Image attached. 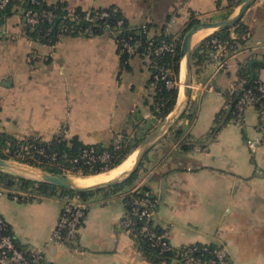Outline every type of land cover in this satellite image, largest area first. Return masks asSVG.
Here are the masks:
<instances>
[{
	"label": "crops",
	"instance_id": "0c3cea01",
	"mask_svg": "<svg viewBox=\"0 0 264 264\" xmlns=\"http://www.w3.org/2000/svg\"><path fill=\"white\" fill-rule=\"evenodd\" d=\"M44 1L82 10L115 5L130 24L151 22L149 34L165 27L177 38L191 12L201 21L220 20L235 14L241 0L230 8L227 0ZM240 20L248 28L245 42L221 67L207 57L191 61L188 103L149 150L137 177L116 192L81 200L88 208L72 246L51 235L64 203L77 196L17 201L0 192V215L21 249L40 250L45 264H153L133 234L117 226L125 214L122 195L133 184L155 197L153 225L168 231L172 246L213 243L224 247L232 264H264V144L253 150L246 144L248 138H264V102L244 110L241 126L214 131L238 66L264 57V0H255ZM213 31L198 32L193 49ZM256 73L264 82V67ZM150 75L147 57L131 56L122 66L110 35L64 36L45 45L28 38L14 13L0 24V130L18 139L61 134L88 145L107 144L122 132L141 141L167 118L153 116Z\"/></svg>",
	"mask_w": 264,
	"mask_h": 264
},
{
	"label": "trees",
	"instance_id": "16d2710c",
	"mask_svg": "<svg viewBox=\"0 0 264 264\" xmlns=\"http://www.w3.org/2000/svg\"><path fill=\"white\" fill-rule=\"evenodd\" d=\"M238 3L239 0H227V6L229 8ZM217 4L219 5V2ZM29 10L37 12L40 16L39 21L33 25L27 24L24 20V14ZM43 11H49L52 14L51 19L43 17L41 15ZM14 13H18L21 16L28 38L41 44L54 45L64 36L94 37L107 34L112 36L116 41L122 66L127 64V60L131 56L147 57L150 61L151 71L148 85L152 87L154 92V101L151 109L155 119H158L160 122L170 113L177 100L178 85L176 83L179 80L180 45L182 37L191 26L201 21L191 12L184 28L179 36L175 38L171 33L166 32L165 27L160 28L158 32L152 35L149 34L150 29L154 26L151 22H143L137 25L130 24L120 9L115 5L82 10L80 8L69 9L67 4L62 1L48 4L44 0H9L8 4L0 9V24L3 23L5 18ZM247 33V25L242 20H239L231 28L215 30L194 47L191 61L193 63L200 62L205 59L204 57L214 60V47L210 42L212 39L228 42V44L232 45V51H234L239 45L244 44ZM232 34L234 37L231 36ZM162 41L173 43L174 51L164 52L158 55L148 51V48ZM124 42L135 46L134 54L126 52L123 47ZM150 42H152L151 45H149ZM262 58L260 61L250 59L247 63L238 66L237 78H244V87L251 88L256 94H258L257 86L260 81L256 72L259 68L264 67V57ZM167 71L170 72L167 78L175 82L172 86H167L165 81L160 79V75ZM226 96V111L221 110L217 114L214 131L226 125L237 114L235 108L237 94L230 96L227 93ZM263 102L264 96L260 97L255 105L259 106ZM116 135L120 136L118 148L114 147L113 138L107 144L88 145L84 144L77 137L65 139L61 134L54 136L50 140H43L39 136L18 139L0 130V158L15 160V153L22 152L25 158L21 159V162L44 171L54 173L71 172L77 175L94 176L106 173L121 165L133 153L132 151L138 146L140 141V139L134 136L129 137L126 132ZM27 146V150L23 149ZM190 147L188 144L182 146L184 150H188ZM89 149H93L95 155L106 151L110 157L106 162H101L97 159L93 163L87 164L85 159L80 158V155L84 150ZM141 164L136 172L125 182L99 190L79 192L61 189L47 182L17 177L0 171V190L6 191L9 197L12 196L13 192L29 194L28 201L44 197L65 198L72 196H77L80 200L86 201L96 192L104 190L116 192L122 189L124 185L131 183L136 178ZM78 171L80 173H77ZM145 193H149L151 198H155L148 190H144L142 187H137L123 193L125 212L130 210L129 203L131 200L143 199ZM133 222L132 234L137 242L138 248L143 257L153 264H185L186 259H190L188 264H220L216 256V251L222 245L192 243L177 247L171 245L169 249L164 250L160 244L154 243V240L140 233V228L143 223L141 220L133 216ZM8 230L10 231L9 226ZM151 230L155 234H159L162 231L154 226L153 223L151 224ZM183 253H186V256L182 255Z\"/></svg>",
	"mask_w": 264,
	"mask_h": 264
},
{
	"label": "built area",
	"instance_id": "2783aa9c",
	"mask_svg": "<svg viewBox=\"0 0 264 264\" xmlns=\"http://www.w3.org/2000/svg\"><path fill=\"white\" fill-rule=\"evenodd\" d=\"M9 0H0V9L4 8L8 4ZM47 19H51L52 14L49 11H43L41 14ZM74 17V16H73ZM40 16L37 12L26 11L24 14V20L27 24L33 25L39 21ZM213 44L214 52L213 57L218 63V67H221L224 64L222 60L229 52L232 51V45L228 44L226 41H220L218 39H212L210 41ZM152 42L149 43L151 45ZM123 47L126 52L129 54L135 53V46L124 42ZM149 52L153 54H162L164 52H173L174 44L170 42H164L148 48ZM170 72H164L160 75V79L165 81L167 86H172L175 82L167 78V75ZM157 78V76H155ZM179 82L176 84L178 85ZM245 79L237 78L228 88L227 93L232 96L237 94V99L235 101L236 116L230 120L227 124H237L238 126L242 125L243 113L244 110L255 105L258 99L264 96V82L261 80L257 86L256 94L251 88L244 87ZM120 139L119 135L113 137V144L115 148H118V141ZM246 144L250 149H255L259 144H264V138L255 137L246 139ZM23 149L27 150V147ZM200 147H194V151H200ZM110 155L108 152L103 151L101 154L95 155L93 149L84 150L80 155L81 159H85L87 164L93 163L95 160H100L101 162H106L109 159ZM25 155L22 152L15 153V160L8 159L10 161H15L23 163L20 160L24 159ZM26 164V163H23ZM28 165V164H27ZM71 173V172H66ZM77 173H80L78 171ZM73 174V173H71ZM0 192H6L0 190ZM29 194L26 193H16L13 192L10 197L13 200L17 201H27ZM130 210L125 212V214L117 222V226L122 230L133 233V216L138 220H141L143 223L140 228V233L144 236H147L149 239L154 240V243L160 244L164 250L169 249L171 244L168 239V231L162 230L159 234H155L151 230V224L153 223V217L155 214L156 208V199L151 198L149 193H145L143 199H133L130 201ZM87 204L81 200H72L69 199L64 203V206L61 210L59 218L56 222V225L53 229L51 240L59 242L60 244H66L72 246L76 240L78 230L80 229L82 223L85 220L87 213ZM182 255L186 256V253ZM216 256L220 264H232L228 258L224 247H220L216 251ZM190 259H186L185 264H188ZM0 264H45L43 260V255L40 250H23L18 245L14 236L8 230V225L0 215Z\"/></svg>",
	"mask_w": 264,
	"mask_h": 264
},
{
	"label": "water",
	"instance_id": "95a60500",
	"mask_svg": "<svg viewBox=\"0 0 264 264\" xmlns=\"http://www.w3.org/2000/svg\"><path fill=\"white\" fill-rule=\"evenodd\" d=\"M255 0H241L237 12L231 16L220 20L200 21L199 23L191 26L183 35L180 45V65H179V88L180 91L177 95V101L167 115V118L153 129L147 136L140 142L136 149V155L132 166L120 175L98 182L95 184L80 186L75 182L77 177H85L88 175H77L70 173H54L44 171L42 169L10 161L8 159L0 158V171L15 175L17 177H23L35 181H42L53 184L61 189H67L73 192L86 191V190H99L105 187L113 186L122 182H125L130 176L136 172L140 164L144 160L149 150L155 145V143L172 127L175 121L181 116L183 110L188 103L191 93V55L193 50L192 38L195 33L204 29H226L231 28L236 24L243 16L245 11L254 3ZM183 61V62H182ZM183 64L184 74L181 78V68ZM181 83V84H180ZM181 86V87H180ZM181 93V94H180ZM133 188V184L127 186L128 190ZM146 190L147 187L143 186ZM124 192V193H125Z\"/></svg>",
	"mask_w": 264,
	"mask_h": 264
},
{
	"label": "bare ground",
	"instance_id": "6f19581e",
	"mask_svg": "<svg viewBox=\"0 0 264 264\" xmlns=\"http://www.w3.org/2000/svg\"><path fill=\"white\" fill-rule=\"evenodd\" d=\"M209 30V29H208ZM200 31H204V30H200ZM200 31H198V32H200ZM197 32V33H198ZM197 33H195L194 34V36L197 34ZM204 33V32H203ZM198 35V34H197ZM194 36H193V38H194ZM198 36H200V35H198ZM192 38V41L194 40V41H197L196 39L197 38H195V39H193ZM183 62V61H182ZM182 67H183V64H182ZM181 71H182V73H180L181 74V78L183 77V74H184V69L182 70V68H181ZM181 84V83H180ZM181 87V86H180ZM181 94V93H180ZM134 156V157H133ZM133 156H131L130 158H128V160L127 161H125L123 164H121V165H119V167H117L116 169H114L113 171H112V173H116V174H118V173H123V172H125V171H127L131 166H132V164H133V162H134V159H135V153L133 154ZM131 158H132V160H131ZM109 172V171H108ZM111 173V174H112ZM104 174L106 175V173H102V174H98V175H94V176H86V177H77V178H75V182L78 184V185H80V186H87V185H91V184H95V183H98V182H95L96 180H100L99 182H102V181H105V179H100L101 177H103L104 176ZM119 174V175H120ZM116 176H118V175H116ZM116 176H114V177H116ZM114 177H112V178H114ZM111 179V178H110ZM108 180V179H107Z\"/></svg>",
	"mask_w": 264,
	"mask_h": 264
},
{
	"label": "rangeland",
	"instance_id": "374dc122",
	"mask_svg": "<svg viewBox=\"0 0 264 264\" xmlns=\"http://www.w3.org/2000/svg\"><path fill=\"white\" fill-rule=\"evenodd\" d=\"M182 70H183V67H182ZM181 73H182V71H181ZM178 82H179V80H178ZM158 126H159V125H158ZM156 127H157V126H155L153 129H155ZM153 129H152V130H153ZM152 130H151V131H152ZM151 131H150V132H151ZM141 141H142V140H141ZM141 141H140V142H141ZM140 142H139V144H140ZM136 149H137V148H136ZM136 149L133 150V153H132V154L135 153V155H136ZM131 156H132V155H131ZM133 157H134V156H133ZM127 160H128V159H127ZM127 160H126V161H127ZM131 160H132V158H131ZM123 163H124V162H123ZM123 163H122V164H123ZM106 173H107V172H106ZM111 173H112V171H111L108 175H104V176L101 177L100 179H105V180L108 179V180H109L110 178H112V177H114V176L120 174V173H118V174H116V173H112V174H111ZM70 174H71V173H70ZM137 174H138V173H137ZM72 175H73V174H72ZM136 177H137V176H136ZM99 181H100V180L98 179V180H96L95 182H99Z\"/></svg>",
	"mask_w": 264,
	"mask_h": 264
}]
</instances>
